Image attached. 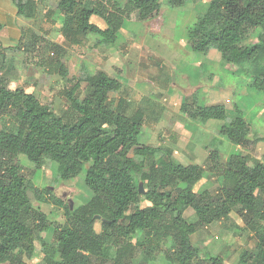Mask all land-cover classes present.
I'll list each match as a JSON object with an SVG mask.
<instances>
[{
    "label": "trees",
    "instance_id": "1",
    "mask_svg": "<svg viewBox=\"0 0 264 264\" xmlns=\"http://www.w3.org/2000/svg\"><path fill=\"white\" fill-rule=\"evenodd\" d=\"M31 2L11 0L17 16L28 15ZM185 2L166 0V5ZM126 3V10H136L141 21L160 14V0ZM106 4L119 2L96 0L89 7L84 0H58L57 7L65 16L63 34L70 39L95 34L101 37L98 42L114 44L120 21L106 14ZM93 16L104 20L106 27L92 23ZM248 27L261 31L257 40L243 45ZM187 42L195 51L215 48L233 69L249 74L252 88L264 93V0H211L188 27ZM57 72L66 77V65L60 62ZM82 80L89 86L84 96L76 94L80 81L66 92L75 114L72 120L57 114L33 93L0 80V264H28L37 232L49 230L44 220L40 222L43 218L29 197L32 186L21 172L22 156L37 170L55 164L59 182L78 176L87 164L83 182L91 192L89 201L67 206L64 223H52L50 240L41 243L51 264H126L132 239L142 234H148L172 264H193L199 249L191 236L199 226L229 218L235 210L255 212L264 220V210H257L256 195L257 191L264 193V162L250 165L245 155L231 154L223 163L218 150L212 149L209 170H220L221 184L214 194L206 188L197 192L194 188L204 177L203 167L177 163L169 147L139 140L145 123L143 111L126 114L123 99L118 103L110 99L109 94L121 88L118 79L99 71ZM179 111L201 124L220 120L219 133L235 146L264 141V135L250 138L251 126L237 103L232 104L230 116L224 104H201L193 94L180 104ZM8 116L14 121L8 123ZM139 181L146 186L142 194ZM142 199L149 205L141 207ZM131 206L134 210L127 218ZM186 208L193 210L196 221L185 218ZM253 216L248 224L256 234V251L242 250L233 264H264V225ZM209 261L223 264L224 259L216 256Z\"/></svg>",
    "mask_w": 264,
    "mask_h": 264
},
{
    "label": "rangeland",
    "instance_id": "2",
    "mask_svg": "<svg viewBox=\"0 0 264 264\" xmlns=\"http://www.w3.org/2000/svg\"><path fill=\"white\" fill-rule=\"evenodd\" d=\"M95 1L84 3L91 7ZM113 1L119 4H106V14L119 20L120 26L116 42L107 45L98 42L101 37L95 34L66 37L61 30L65 16L57 7L58 0H32L26 9L28 15L24 16L16 15L11 0H0V80L14 88H24L57 114L72 120L75 114L66 92L80 81L76 94L81 98L89 87L82 78L106 72L121 82L120 90L109 94L110 99L114 103L123 99L126 114L136 109L143 111L145 123L139 135L142 143L169 147L175 162L203 167L204 177L194 188L197 192L206 188L214 194L221 184L220 170H209L208 155L212 149L218 150L223 163L231 154L245 155L250 165L264 162V141L235 146L219 133L220 120L210 119L201 124L179 111L180 103L193 94L201 104H224L230 116L232 104L237 103L251 126L250 138L264 135V93L250 86L249 74L233 69L215 48L195 51L187 42L188 27L198 14L205 12L211 0H186L175 7L160 0V14L147 21L139 20L136 10H126L127 0ZM91 22L106 27L105 21L97 16ZM260 31L259 27H248L242 44L257 40ZM60 62L67 67L66 77L57 72ZM7 121L14 120L8 116ZM20 165L31 183L28 193L37 215L43 218L40 222L44 220L49 225L47 232H37L35 252L28 264H51L42 252L41 243L50 240L52 223H64L67 206L72 208L89 201L91 192L83 182L87 164L78 176L61 182L55 178L53 163L37 170L22 156ZM140 184L145 191V183L139 181ZM256 195L260 213L264 210V193L257 191ZM146 205L149 203L142 199L140 206ZM133 210L131 206L127 218ZM252 215L264 225L260 214L235 210L229 218L199 226L191 236L199 249L193 264H210L209 259L216 256L223 257V264H233L242 250L256 251V234L248 224ZM184 216L189 222L196 221L191 208L185 209ZM95 228L100 230L98 218ZM147 235L132 239L124 262L172 264L163 249Z\"/></svg>",
    "mask_w": 264,
    "mask_h": 264
},
{
    "label": "water",
    "instance_id": "3",
    "mask_svg": "<svg viewBox=\"0 0 264 264\" xmlns=\"http://www.w3.org/2000/svg\"><path fill=\"white\" fill-rule=\"evenodd\" d=\"M139 193H144V190H143V187H142V184L139 185Z\"/></svg>",
    "mask_w": 264,
    "mask_h": 264
},
{
    "label": "crops",
    "instance_id": "4",
    "mask_svg": "<svg viewBox=\"0 0 264 264\" xmlns=\"http://www.w3.org/2000/svg\"><path fill=\"white\" fill-rule=\"evenodd\" d=\"M15 11H16V10H15ZM1 30H2V29H1ZM1 30H0V31H1ZM180 104H181V103H180Z\"/></svg>",
    "mask_w": 264,
    "mask_h": 264
}]
</instances>
